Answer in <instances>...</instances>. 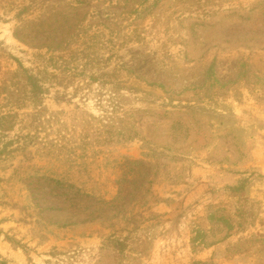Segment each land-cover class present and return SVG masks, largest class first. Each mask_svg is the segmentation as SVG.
I'll use <instances>...</instances> for the list:
<instances>
[{
	"label": "rangeland",
	"instance_id": "obj_1",
	"mask_svg": "<svg viewBox=\"0 0 264 264\" xmlns=\"http://www.w3.org/2000/svg\"><path fill=\"white\" fill-rule=\"evenodd\" d=\"M0 264H264V0H0Z\"/></svg>",
	"mask_w": 264,
	"mask_h": 264
},
{
	"label": "trees",
	"instance_id": "obj_2",
	"mask_svg": "<svg viewBox=\"0 0 264 264\" xmlns=\"http://www.w3.org/2000/svg\"><path fill=\"white\" fill-rule=\"evenodd\" d=\"M28 79V83L32 86L33 90H35V88L37 87L36 83H34V78L31 75L27 76Z\"/></svg>",
	"mask_w": 264,
	"mask_h": 264
}]
</instances>
